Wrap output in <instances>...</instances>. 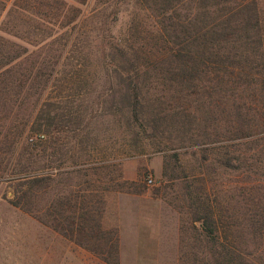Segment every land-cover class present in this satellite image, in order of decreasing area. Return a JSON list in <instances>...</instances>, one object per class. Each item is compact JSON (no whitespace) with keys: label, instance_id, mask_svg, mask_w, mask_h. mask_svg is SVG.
I'll return each instance as SVG.
<instances>
[{"label":"rangeland","instance_id":"rangeland-1","mask_svg":"<svg viewBox=\"0 0 264 264\" xmlns=\"http://www.w3.org/2000/svg\"><path fill=\"white\" fill-rule=\"evenodd\" d=\"M63 1L80 7L81 18L73 29L48 40L46 51L32 53V47L8 37L13 53L27 48L23 56L29 58L13 62V101L0 110V264L13 259L48 264L35 247L37 240H30L37 228L24 216L50 223L46 209L53 203L62 212L55 224L65 232L77 228L65 216L81 211L88 216L82 227L98 223L92 227L97 237H82L87 247L58 232L83 248L79 264L211 262L202 258L208 245L201 222L194 220L207 207L224 248L246 250L255 260L254 239L245 226L249 217L259 216L262 205L252 200L264 197V169L257 172L252 165L240 172L223 166V157L238 153L229 123L236 119L235 108L251 96L244 93L239 101L238 79L212 63L198 85L194 71H178L175 64L158 67L172 59L174 41L184 39L172 32L171 23L197 21L201 0H89L85 6ZM257 9L264 21V0ZM126 45L128 63L120 62L119 48ZM48 55L53 65L45 70V87L31 95L32 89L22 87L27 68L33 65V79ZM134 84L143 99L137 120L125 107L127 101L133 104ZM208 121L216 126L201 131ZM34 124L40 129L31 133ZM34 174L45 179L32 182ZM81 201L92 207H67ZM213 249L222 250L218 243ZM70 256L63 254V264H71ZM75 258L73 253L72 264Z\"/></svg>","mask_w":264,"mask_h":264},{"label":"trees","instance_id":"trees-1","mask_svg":"<svg viewBox=\"0 0 264 264\" xmlns=\"http://www.w3.org/2000/svg\"><path fill=\"white\" fill-rule=\"evenodd\" d=\"M71 1L77 5L85 6L89 0ZM201 2L203 11L196 19L197 21H192L191 25H187L189 21L185 25L183 23L180 25L179 22L171 23L172 32L183 34L184 39L179 42L174 41L170 49L171 52L169 51L172 59L165 60L158 64V67L161 68L166 64L170 67L175 64L178 71L184 72V69L187 72L194 71L195 75L192 79L197 81L196 85L201 80L200 75L207 76L206 70H208L211 63L217 65L216 69L219 72H228V74L234 75L238 79L239 88L242 90L238 92L239 101L244 98V93H248L251 99L235 108L236 119L229 123L231 128L233 125V129L228 128V131H234V138L232 139L238 140V150H236L238 153L233 154L231 158L223 157V166L236 167L242 172L245 168L254 169L252 166L254 165L255 171L258 172L261 168L264 169V21H261L258 16L257 6L259 0H201ZM74 5L66 4L63 0H0V110L10 106L13 101L10 97L12 83L9 80L12 71L14 73L13 62L20 57L26 60L29 58V56H23L27 48L22 53H13L10 47L14 43L8 37L20 40V43L25 45L23 47H32V53L46 51L48 40L57 38L60 31H68V28L73 29L78 19L80 20L81 8ZM149 7L151 8V6ZM73 8L76 14L72 13ZM216 15L219 21L213 22L212 19ZM6 25H9L10 29H7ZM126 48H128L127 45L124 48H119L120 62L128 63L126 58L130 60L125 52ZM191 60L193 61L189 66L187 62ZM52 65L51 57H43L38 63L37 71L34 74L32 73L33 79H30L33 65L31 68H27L26 82L23 83L22 87L27 88L28 91L32 89L31 95L37 94L38 91L40 94V91L45 87L43 81L46 75L45 70H52ZM62 67H66V64H59L58 68L61 69ZM38 79L42 82H39ZM130 81L131 79L127 82L131 83L132 81ZM193 90L192 93H194ZM131 93L133 104L126 100L125 107L130 111L131 117L137 120L138 107L140 104L143 107V99L139 97L138 84H134ZM221 97L225 99L224 90H222ZM14 102L16 103V100ZM223 111H225V108ZM147 119L148 123H151L153 120L152 115ZM215 126L213 121L204 122L201 131H208ZM38 129H40V126L36 128L34 124L31 127V133ZM226 137H228L227 134H223V138L227 139ZM249 152L250 157L247 155ZM246 160L247 163L248 161L251 163L242 166ZM30 177V180H33L32 182L45 179L43 174H34ZM250 190L249 187L248 191ZM246 193L248 194V192ZM253 201L262 205L259 212H257L259 216L254 217L252 213L253 216L248 218L249 221L245 226L249 235L254 239L253 248L256 247L257 254L253 255L255 260L251 259L253 262L249 259L252 255L251 252L225 249L224 242H219V228L212 216L211 209L207 207L206 212L198 209L199 214L197 217L195 216L194 220L197 219L201 222L208 245L201 253L204 255L202 258L206 261L209 258L211 259V262L209 261L206 264H264V197L256 195ZM194 203L197 204L195 201ZM89 204L90 202L86 204L83 201L72 202L67 207L74 208V211H76L78 209L83 210ZM47 207L50 208L46 209V212L50 210L51 214L49 215H52L50 218L52 224L51 222L46 223L44 221L46 218L39 216L40 221L45 225L64 233V236H70V238L85 247L88 246L82 241L85 233L88 234L90 240L97 237L94 235L92 227H98V223L88 227L80 225L81 220H88V216H85L86 213L81 211L65 216V218L67 217L64 218L66 221L69 219L71 224L77 225V228L69 226V232H65L60 225L55 224L57 218L58 220L61 218L62 212L55 208L54 203ZM114 242L116 243V239ZM115 243L112 244L114 247H116ZM215 243H218L223 251L217 252L213 249ZM197 258V254L194 255V259ZM194 263L205 264L200 260L194 261Z\"/></svg>","mask_w":264,"mask_h":264},{"label":"crops","instance_id":"crops-1","mask_svg":"<svg viewBox=\"0 0 264 264\" xmlns=\"http://www.w3.org/2000/svg\"><path fill=\"white\" fill-rule=\"evenodd\" d=\"M24 220L30 221V226L37 228L38 233L36 232V236L33 235V230H31L30 240L34 238L37 240V244L35 247L38 248L39 253L41 255H46L44 258L48 264H63V254L70 253L71 254V264L73 253L75 254V262L79 264L78 254L80 251H84L82 247L78 246V244L73 243L67 238H64L62 234L58 233V231L54 230L49 225H42L38 223L34 218L30 215H25ZM35 236V237H34ZM11 264H15V260H12Z\"/></svg>","mask_w":264,"mask_h":264},{"label":"built area","instance_id":"built-area-1","mask_svg":"<svg viewBox=\"0 0 264 264\" xmlns=\"http://www.w3.org/2000/svg\"><path fill=\"white\" fill-rule=\"evenodd\" d=\"M147 182H148V183H151V182H152V179H151V178H148V179H147Z\"/></svg>","mask_w":264,"mask_h":264}]
</instances>
